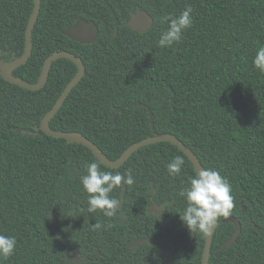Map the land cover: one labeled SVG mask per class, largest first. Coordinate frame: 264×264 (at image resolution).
Returning a JSON list of instances; mask_svg holds the SVG:
<instances>
[{
	"label": "trees",
	"instance_id": "16d2710c",
	"mask_svg": "<svg viewBox=\"0 0 264 264\" xmlns=\"http://www.w3.org/2000/svg\"><path fill=\"white\" fill-rule=\"evenodd\" d=\"M188 5L192 26L180 42L160 48L168 27L160 17ZM32 9V0H0V73L22 55ZM139 10L153 18L144 32L127 23ZM78 19L97 25L94 42L63 34ZM31 44L28 60L13 70L27 82L39 80L54 51L72 52L85 66L51 129L81 132L111 160L143 138L175 135L232 187L231 216L241 230L222 248L235 225L219 218L208 264H264V74L252 64L264 44V0H40ZM76 72L74 62L59 58L38 90L0 74V232L17 239L2 264H201L205 234L191 233L179 214L186 207L179 192L195 173L180 149L149 144L110 168L86 146L39 129ZM178 155L185 164L173 177L167 164ZM93 161L101 171L134 177L110 193L120 201L115 217L88 211L80 176ZM153 203L163 206L160 214L148 210ZM149 237L161 241L130 247Z\"/></svg>",
	"mask_w": 264,
	"mask_h": 264
},
{
	"label": "clouds",
	"instance_id": "9594fccd",
	"mask_svg": "<svg viewBox=\"0 0 264 264\" xmlns=\"http://www.w3.org/2000/svg\"><path fill=\"white\" fill-rule=\"evenodd\" d=\"M193 8L191 5L178 15H164L161 23H167V30L162 31L157 44L160 48L171 47L180 42L184 32L192 26ZM252 64L261 74H264V44L258 46L252 58ZM185 160L176 156L167 164L170 176L181 173ZM84 191L88 194V211L94 213L100 210L105 217H115L120 209V201L110 195L114 189L134 184L135 180L130 171L124 174L101 171L100 165L93 161L86 165V174L80 176ZM179 195L186 200L180 218L191 233L199 231L210 234L213 225L220 217H229L235 207L232 187L226 177L214 168H202L188 178V186L181 189ZM158 216V215H157ZM159 217V216H158ZM110 226V225H109ZM104 225L93 224V230L99 231ZM17 239L13 235L0 232V264L13 256ZM79 264H86L81 258Z\"/></svg>",
	"mask_w": 264,
	"mask_h": 264
},
{
	"label": "water",
	"instance_id": "95a60500",
	"mask_svg": "<svg viewBox=\"0 0 264 264\" xmlns=\"http://www.w3.org/2000/svg\"><path fill=\"white\" fill-rule=\"evenodd\" d=\"M32 1H33V9L29 16V19H28V22L25 28V32H24V51L19 58H16L10 62H6L1 65L0 74L2 78L6 80L7 82L18 85L22 88H25L28 90H38L45 85L47 78H48L49 71H50V67L53 61L59 58H66L74 62V64L77 66L76 74L70 79V81L64 87V89L62 90L61 94L59 95L58 99L56 100L54 105L51 107V109L41 119L40 126H39V129L41 131H43L45 134L49 136L64 138L68 142L79 143V144L86 146L93 152V154L98 158V160L103 165L110 167V168H118L131 156L133 152L138 150L140 147L153 144V143H157V142H170L171 144L175 145L189 158L192 165L194 166L195 171L196 170L199 171L203 168L197 155H195L194 152L190 148H188L181 140H179L175 135L170 134V133L157 134L154 136L143 138L140 141L134 142L133 144L128 146L117 159L111 160L102 152V150L93 141H91L81 132L79 131L64 132V131H58V130L51 129V127L49 126L50 120L55 116L57 111L60 109L63 102L65 101V99L67 98L71 90L74 88V86L83 77L85 73V66L81 58H79L72 52H69L66 50H60V51H54L44 60L41 76L37 82L30 83L21 78L15 77L13 75V70L21 66L22 64H24L31 55L32 29L35 25V22L38 18V14L40 11V0H32ZM127 23L133 30L144 32V31H147L152 26L153 18L146 11L139 10L135 13L130 14V17ZM63 34L67 36L68 38L74 41H77L81 44H89L95 41L98 35V27L93 22H87L83 19H78L72 26L63 30ZM162 207H163L162 205L153 203L149 206L148 210L150 212L160 214L162 212ZM218 220L213 225L210 234L205 235V242H204L202 256H201V264H208L212 237H213L215 228L217 226ZM221 221L223 222L230 221V222H233L235 225L234 232L222 244V248H226L227 246L231 245L232 243L236 241L240 233V230H241V225H240L238 218L231 216V215L226 218L222 217ZM159 241L161 240L155 239L153 237L141 238V239H137L133 241L130 244V247L138 246L141 243H157Z\"/></svg>",
	"mask_w": 264,
	"mask_h": 264
}]
</instances>
